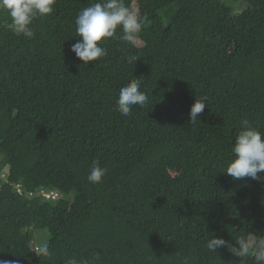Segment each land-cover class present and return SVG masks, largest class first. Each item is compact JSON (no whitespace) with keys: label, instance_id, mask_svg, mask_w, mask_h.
<instances>
[{"label":"trees","instance_id":"1","mask_svg":"<svg viewBox=\"0 0 264 264\" xmlns=\"http://www.w3.org/2000/svg\"><path fill=\"white\" fill-rule=\"evenodd\" d=\"M134 3L0 0V264H264V0Z\"/></svg>","mask_w":264,"mask_h":264},{"label":"rangeland","instance_id":"2","mask_svg":"<svg viewBox=\"0 0 264 264\" xmlns=\"http://www.w3.org/2000/svg\"><path fill=\"white\" fill-rule=\"evenodd\" d=\"M138 0H135L134 6L137 8ZM171 171L173 174H177L179 170L175 167L171 168ZM49 239V232L47 229H39L36 231L34 236V245L44 246L46 243H48Z\"/></svg>","mask_w":264,"mask_h":264},{"label":"clouds","instance_id":"3","mask_svg":"<svg viewBox=\"0 0 264 264\" xmlns=\"http://www.w3.org/2000/svg\"><path fill=\"white\" fill-rule=\"evenodd\" d=\"M48 194H49L50 196L52 195V193H49V192L43 193V195H45V196H47V197H50V196H48Z\"/></svg>","mask_w":264,"mask_h":264},{"label":"built area","instance_id":"4","mask_svg":"<svg viewBox=\"0 0 264 264\" xmlns=\"http://www.w3.org/2000/svg\"><path fill=\"white\" fill-rule=\"evenodd\" d=\"M48 196H50V195L48 194Z\"/></svg>","mask_w":264,"mask_h":264}]
</instances>
